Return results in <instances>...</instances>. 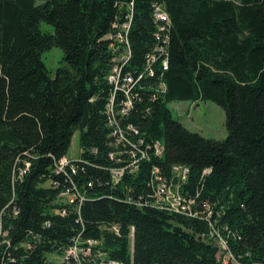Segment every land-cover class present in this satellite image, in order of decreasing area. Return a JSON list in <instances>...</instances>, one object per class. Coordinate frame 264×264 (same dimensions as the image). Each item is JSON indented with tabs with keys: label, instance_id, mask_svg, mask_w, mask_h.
Here are the masks:
<instances>
[{
	"label": "trees",
	"instance_id": "1",
	"mask_svg": "<svg viewBox=\"0 0 264 264\" xmlns=\"http://www.w3.org/2000/svg\"><path fill=\"white\" fill-rule=\"evenodd\" d=\"M128 1L0 0V211L9 204L4 216L12 242L0 243V264H65L50 255L77 235L98 241L92 249L99 262L221 264L209 220L123 201L151 191L154 166L170 176L174 164L190 167L183 190L200 193L201 210L203 202L212 204L211 221L232 253L243 264H264V0H134L127 69L141 70L155 46L153 4H162L173 24L168 70L142 80L141 99L126 118L148 142L161 140L165 152L115 185L107 35ZM43 21L55 31L43 32ZM55 46L64 51V63L52 78L42 54ZM159 80L167 89L153 100L150 85ZM199 100L224 108L227 138L188 129L169 106ZM78 130L83 161L72 178L86 196L80 213L48 183ZM26 162L27 173L15 178ZM206 169L211 172L204 175ZM64 206L68 214L57 213ZM46 221L50 226L43 228ZM32 233L42 235L34 250L19 247Z\"/></svg>",
	"mask_w": 264,
	"mask_h": 264
},
{
	"label": "built area",
	"instance_id": "2",
	"mask_svg": "<svg viewBox=\"0 0 264 264\" xmlns=\"http://www.w3.org/2000/svg\"><path fill=\"white\" fill-rule=\"evenodd\" d=\"M134 16L135 1L133 0L131 1L130 12L126 14V20L121 18L123 19L122 22H125L118 21L115 25V30L113 29L108 35V38L112 40L111 46L117 48L113 52L112 69L108 76L109 83L112 85V93L106 108L107 124L111 130L110 135L113 145L110 157L117 164L110 171L111 182L115 185L120 184L126 174L136 172L140 168L142 161L149 160L152 155L161 157L165 152V146L161 140L148 142L142 136L138 127L134 123L127 122L126 118L132 112L135 102L141 99L140 92L145 89L142 80L149 77L154 78L159 75L162 78L163 72L168 70L170 31L173 24L165 7L160 3L153 4V19L156 24L154 38L156 39V43L154 48L147 54L144 67L141 70L132 71L127 69V66L133 56L129 33ZM120 23L124 25L122 29H120ZM125 44L130 48L129 52L126 48L121 49V46ZM158 60H161L160 66L162 67V73L159 68L160 66L158 68L155 67ZM150 86L154 91L151 95L153 100H156L159 94L167 89V85L163 80H159L155 86ZM77 161L67 156L56 160L53 170L55 176L54 178H50L48 183L54 188H59V197L61 200L67 205H74L80 213L81 205L86 200V196L74 178H72V174L78 173ZM29 167L30 162H26L25 166L19 167L14 174L15 178L21 180L29 170ZM210 172L211 169H206L204 170V175ZM60 174L66 177L65 182L57 178V175ZM189 174L190 167L184 164H174L171 167L170 176L164 174L160 167L154 166L149 182L151 191L136 197H126L124 201L138 208L153 206L171 213H178L183 216L202 217L209 220L212 227L210 236L218 239V244L222 250L220 254L221 264H243L232 253L223 236L215 230L214 223L211 221L214 212L212 204L208 201L203 202V209L201 210L197 202L200 193L198 192L196 193V197H192L183 190ZM11 202H13V199ZM7 209H9V204L0 211V243L10 247L12 242L8 237V232L5 227L6 216H4ZM68 209L67 206H64L58 209L57 213L66 215L68 214ZM18 213V209L14 207L13 214L18 215ZM48 226H50V221H46L43 228ZM131 229L132 237L134 235V227ZM113 230L118 233L119 226L114 225ZM41 237L42 235L39 233H32L20 243L19 247L24 248L26 251H32ZM97 244L98 241L96 240L87 239L83 241L81 236L77 235L72 238L71 243L61 253H57V251L51 253L50 259L65 264H125L117 260L99 262L96 255L93 254L92 249ZM53 255H57L61 260H55ZM7 259L11 262L16 261L11 255ZM3 264H7V262H3Z\"/></svg>",
	"mask_w": 264,
	"mask_h": 264
},
{
	"label": "rangeland",
	"instance_id": "3",
	"mask_svg": "<svg viewBox=\"0 0 264 264\" xmlns=\"http://www.w3.org/2000/svg\"><path fill=\"white\" fill-rule=\"evenodd\" d=\"M131 1H133V0H129L126 3L127 9L125 12H123V14H122L123 16L117 18L112 23V26H113L112 28L114 30H115V25L117 24V22L118 21L122 22L121 18L126 20V14H127V12H130V9H131ZM124 22H122V23H124ZM133 22H134V20H133ZM133 22L131 25V29L133 26ZM123 26L124 25L120 23V29H122ZM40 28L43 32L53 33L55 31L54 26L52 24L45 22V21L41 22ZM130 33H131V31H130ZM130 33H129V41H130L131 50H132ZM123 48H126V50L128 52L130 51V48H128L127 44H125L124 46H121V49H123ZM111 49L114 52V50H116L117 48H114L113 46H111ZM42 59H43L45 65L49 71L50 77L53 78L56 74L58 67H60L64 63V61H63L64 60V51L60 47L55 46V47L43 52ZM111 93H112V91H111ZM169 106L173 111L174 117L176 119H178L179 121H181L183 123V125L186 126L188 129H190L194 132H199L207 138H212V139H216V140H223V139L228 137L229 131H228V128L226 126V112H225L224 108L221 105L217 104L216 102L211 101V100H208V101H205V100L174 101V102H171L169 104ZM106 108H107V106H106ZM107 120H108V118H107ZM80 155H81L80 132L78 130V131H76V133L74 134V136L72 138V143H71L70 149L68 151V154L66 156L70 159L78 160L77 162H79V161H83L81 159ZM144 161H146V160H144ZM123 201H124V199H123ZM148 207H153V206H148ZM215 230L218 233H220L216 228H215ZM53 258L57 261L61 260V258L58 257L57 255H53Z\"/></svg>",
	"mask_w": 264,
	"mask_h": 264
}]
</instances>
